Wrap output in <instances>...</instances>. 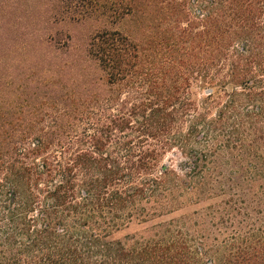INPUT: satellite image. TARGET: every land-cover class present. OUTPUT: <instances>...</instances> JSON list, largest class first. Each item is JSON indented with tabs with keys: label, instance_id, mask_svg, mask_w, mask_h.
<instances>
[{
	"label": "trees",
	"instance_id": "1",
	"mask_svg": "<svg viewBox=\"0 0 264 264\" xmlns=\"http://www.w3.org/2000/svg\"><path fill=\"white\" fill-rule=\"evenodd\" d=\"M0 264H264V0H0Z\"/></svg>",
	"mask_w": 264,
	"mask_h": 264
},
{
	"label": "rangeland",
	"instance_id": "2",
	"mask_svg": "<svg viewBox=\"0 0 264 264\" xmlns=\"http://www.w3.org/2000/svg\"><path fill=\"white\" fill-rule=\"evenodd\" d=\"M153 25V27H152ZM119 27H121L122 29H125V31L127 30H132V31H138L139 30V22L136 21V20H133V19H128V20H125L124 22H122V24L118 25ZM74 25L71 26V29L73 30H76L78 32H81V31H84L86 28L85 27H79V26H75L74 28ZM149 32L153 31V32H156L157 30V24L156 22H153L150 24V27L146 28ZM143 30V29H142ZM141 33V32H140ZM194 91L195 93L197 94L198 98H200L201 95H203L204 93L205 94H208V90H206L203 94H200L201 90H199L198 88L196 89V87L194 88ZM181 162V157H180V153L178 152V150H174L173 152H170L169 154H167V156L165 157L164 161H163V166L166 165L167 167L171 164L172 166H175L177 167V165ZM208 203H209V200H205L203 201V203H201V205H198V206H190L188 207L186 210H187V213L189 215L192 216V213L194 212H197L199 210L202 209H206V207L208 206ZM260 220H262V214H260ZM257 221V224L256 226H259L261 221ZM253 221V220H251ZM147 227V224H138V223H133L131 224L128 228H126L125 230H123L122 232H120L118 234L119 237H125L126 235L130 234V235H133V234H147L149 233V230L146 229ZM205 228H210V229H214V227H211V225L209 224V221L205 222ZM224 235H218L217 234V231L213 234H211V237H217V238H220L222 239ZM212 239V238H210Z\"/></svg>",
	"mask_w": 264,
	"mask_h": 264
},
{
	"label": "water",
	"instance_id": "3",
	"mask_svg": "<svg viewBox=\"0 0 264 264\" xmlns=\"http://www.w3.org/2000/svg\"><path fill=\"white\" fill-rule=\"evenodd\" d=\"M166 168H167V166H166V165H164V166H163V169H166Z\"/></svg>",
	"mask_w": 264,
	"mask_h": 264
}]
</instances>
